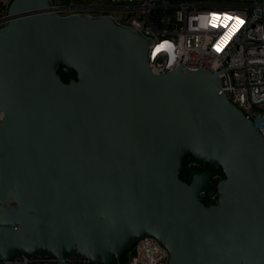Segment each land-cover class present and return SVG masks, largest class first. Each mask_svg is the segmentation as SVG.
Wrapping results in <instances>:
<instances>
[{"label": "water", "instance_id": "1", "mask_svg": "<svg viewBox=\"0 0 264 264\" xmlns=\"http://www.w3.org/2000/svg\"><path fill=\"white\" fill-rule=\"evenodd\" d=\"M49 0H12L8 12ZM151 42L108 18L42 12L0 28V261L264 264V135L217 73L148 68ZM63 66L75 79L65 83ZM220 170L181 179L182 164ZM215 189V199H202Z\"/></svg>", "mask_w": 264, "mask_h": 264}, {"label": "built area", "instance_id": "2", "mask_svg": "<svg viewBox=\"0 0 264 264\" xmlns=\"http://www.w3.org/2000/svg\"><path fill=\"white\" fill-rule=\"evenodd\" d=\"M11 2L0 0V28L14 18L42 12L58 17L108 18L151 42L147 63L154 74L168 73L179 65L217 73L221 91L264 135V0H49L46 8L10 14ZM215 197L211 193L210 202ZM125 258L122 264H166L168 254L154 239L144 238ZM63 261L100 264L80 255ZM57 262L53 257L22 254L8 261Z\"/></svg>", "mask_w": 264, "mask_h": 264}, {"label": "trees", "instance_id": "3", "mask_svg": "<svg viewBox=\"0 0 264 264\" xmlns=\"http://www.w3.org/2000/svg\"><path fill=\"white\" fill-rule=\"evenodd\" d=\"M58 74L59 76L61 77V80L65 83L69 82L70 80H74L75 79V73H66L63 69V66H60L59 67V70H58ZM191 163H193L191 161L190 158H186L184 161H183V164H182V173H181V179H183L184 181L188 182L189 181V177L194 174V173H199V172H210L211 173V176H212V180H213V183L215 185V183L221 179L223 177L221 171L218 169V170H210L208 167H205L203 165H196L195 167H191L189 166ZM214 176H217L218 179L214 180L213 177ZM211 193H215V189L214 187L211 188L208 192H207V195L205 198L202 199V202H204L206 205H208L210 203V199H209V195ZM126 257V254L121 258V263H125V258Z\"/></svg>", "mask_w": 264, "mask_h": 264}, {"label": "flooded vegetation", "instance_id": "4", "mask_svg": "<svg viewBox=\"0 0 264 264\" xmlns=\"http://www.w3.org/2000/svg\"><path fill=\"white\" fill-rule=\"evenodd\" d=\"M190 166H191V167H195V166H196V164H193V163H191V164H190Z\"/></svg>", "mask_w": 264, "mask_h": 264}]
</instances>
